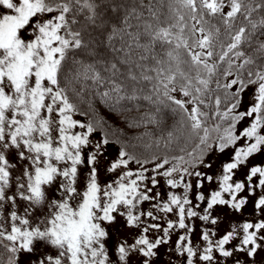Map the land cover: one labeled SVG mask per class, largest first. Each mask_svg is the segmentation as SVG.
<instances>
[{"label": "rangeland", "instance_id": "1", "mask_svg": "<svg viewBox=\"0 0 264 264\" xmlns=\"http://www.w3.org/2000/svg\"><path fill=\"white\" fill-rule=\"evenodd\" d=\"M42 5L0 0V239L16 264H264V73L189 159L135 161L57 86L69 41L62 12ZM225 83L238 88L230 73ZM169 93L197 124L189 93Z\"/></svg>", "mask_w": 264, "mask_h": 264}, {"label": "trees", "instance_id": "2", "mask_svg": "<svg viewBox=\"0 0 264 264\" xmlns=\"http://www.w3.org/2000/svg\"><path fill=\"white\" fill-rule=\"evenodd\" d=\"M223 1L211 8L202 0H43L62 12L59 31L69 41L55 82L74 112L129 158L189 159L204 145V128L228 126L223 112L264 73V0H233L229 13ZM229 73L235 90L225 83ZM170 86L192 97L197 124ZM257 112L264 121V87ZM1 240L0 264H16V249Z\"/></svg>", "mask_w": 264, "mask_h": 264}]
</instances>
